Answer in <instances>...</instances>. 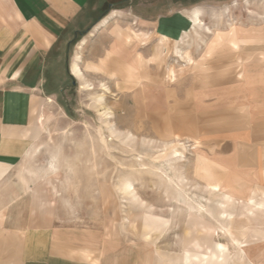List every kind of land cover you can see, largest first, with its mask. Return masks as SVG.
<instances>
[{
  "label": "rangeland",
  "instance_id": "rangeland-1",
  "mask_svg": "<svg viewBox=\"0 0 264 264\" xmlns=\"http://www.w3.org/2000/svg\"><path fill=\"white\" fill-rule=\"evenodd\" d=\"M182 5L191 6L193 13L197 10L201 28L192 26L171 41L160 37L153 47L145 39L143 85L176 86L179 96L207 85L208 98L222 97L225 106H245L241 115L250 108L254 116L264 118V0H184L177 8ZM108 8L107 1L102 12ZM128 29L134 31L133 25ZM82 36L62 47L60 59L51 65L54 120L8 175L9 165L0 163V178L6 175L0 185L30 186L33 196L38 193L51 204L59 224L106 230L115 240L113 248L127 251L129 260L136 255L138 264H149L154 242L167 241L157 240L161 233L152 231L143 237L148 242L137 243L136 235L156 228L157 219H165L166 228L182 231L187 214L199 215L222 231L223 236L217 237L221 242L231 239L225 226L264 229V206L255 201L264 197V188H258L260 195L254 199L253 185H241L235 192L240 201L233 212V227L215 222L213 215L219 211L221 216L232 212L229 196L209 183L218 174L215 167L200 158L198 147L184 137L153 127L159 117L138 110L141 78L129 77L127 85L120 87L98 74L101 65L86 60L94 58L91 51L99 48L101 39L93 37L85 44L82 38L84 43L77 47ZM76 53L82 81L71 71ZM124 89L127 92H120ZM127 181L132 185L125 189ZM12 193L0 188V206ZM243 241L240 246L248 240ZM194 246L200 248L198 241ZM230 251L227 264H264V248L253 263L242 251ZM184 252L181 259L190 258L188 249ZM214 255L203 252L191 257L193 264H209Z\"/></svg>",
  "mask_w": 264,
  "mask_h": 264
},
{
  "label": "crops",
  "instance_id": "crops-1",
  "mask_svg": "<svg viewBox=\"0 0 264 264\" xmlns=\"http://www.w3.org/2000/svg\"><path fill=\"white\" fill-rule=\"evenodd\" d=\"M107 1L109 8L101 17ZM183 1L0 0V163L9 165L6 175L31 152L54 120L51 65L60 59L62 47L87 31L81 37L85 44L93 37L101 39L99 48L91 51L94 58L86 60L101 65L102 70L96 72L117 81L120 87L127 85L129 77L141 78L137 92L142 94V105L138 110L159 117V122L153 120V127L184 137L198 147L200 158L215 167L218 174L209 183L229 196L232 212L221 216L219 211L213 219L233 227V212L240 201L235 196L237 189L253 185L255 199L260 195L258 188H264V118L254 116L250 108L241 115L245 106H225L222 97L208 98L207 85L190 88L187 96H179L176 86L143 85L144 40L149 38L153 47L160 37L171 41L192 28L191 6L177 8ZM122 19L131 24L125 26ZM132 25L134 31H129ZM2 186L14 193L0 206V264H138L136 255L129 260L127 251L113 248L116 243L106 230L59 224L49 209L51 204L38 193L33 196L30 186ZM229 190L232 192L226 193ZM255 201L264 206V197ZM187 216L182 231L166 228L165 219H157L156 228L136 235L141 246L148 242L144 235L154 231L161 233L157 240L167 239L165 244L154 242L157 245L149 264H193L191 256L203 252L215 253L209 264H227L230 248L233 253L234 249L242 251L253 263L264 248V229L225 226L231 239L221 242L217 237L223 233L217 225L199 215ZM174 217L171 220L176 222ZM245 239L246 245L240 246ZM185 249L190 258L181 259ZM177 255L180 261L176 263Z\"/></svg>",
  "mask_w": 264,
  "mask_h": 264
},
{
  "label": "bare ground",
  "instance_id": "bare-ground-1",
  "mask_svg": "<svg viewBox=\"0 0 264 264\" xmlns=\"http://www.w3.org/2000/svg\"><path fill=\"white\" fill-rule=\"evenodd\" d=\"M196 9V8H195ZM198 9V8H197ZM199 11H200V9H199ZM201 13H202V11H201ZM200 14V13H199ZM192 18V26H196V25H198L199 23H200V20L201 19H199V16H198V14H197V10H195V12L193 13V16L191 17ZM199 26V25H198ZM199 28H201L200 26H199ZM196 29V28H195ZM197 30V29H196ZM82 43H84V39H82L79 43H78V45H77V47H81L80 45L82 44ZM81 66L79 65V56H78V53H76L75 55H74V57H73V59H72V62H71V71H72V73L77 77V78H79L81 81H82V79H83V74H82V71H81V68H80ZM86 82V81H85ZM90 89V88H89ZM33 152V151H32ZM54 167V166H53ZM55 169H56V167H55ZM53 170H54V168H53ZM125 186H124V188L126 189V188H130L131 187V182L130 181H127V182H125V184H124Z\"/></svg>",
  "mask_w": 264,
  "mask_h": 264
},
{
  "label": "trees",
  "instance_id": "trees-1",
  "mask_svg": "<svg viewBox=\"0 0 264 264\" xmlns=\"http://www.w3.org/2000/svg\"><path fill=\"white\" fill-rule=\"evenodd\" d=\"M104 14H106V13H103V15H104ZM81 35H83V34H81ZM81 35H78L75 39H78Z\"/></svg>",
  "mask_w": 264,
  "mask_h": 264
}]
</instances>
